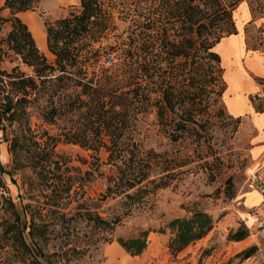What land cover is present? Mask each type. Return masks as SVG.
Listing matches in <instances>:
<instances>
[{"label": "rangeland", "instance_id": "obj_1", "mask_svg": "<svg viewBox=\"0 0 264 264\" xmlns=\"http://www.w3.org/2000/svg\"><path fill=\"white\" fill-rule=\"evenodd\" d=\"M242 1L248 3L253 17L243 29L240 15L245 18L244 6L234 12ZM162 2L104 0L111 10L109 27L95 41L87 42L93 49H89L91 65L86 77H91L93 86L101 87L105 108L111 105L116 113L114 123H120L110 136L102 128L94 132L105 146L63 141L66 130L87 125L86 105L47 123L39 108L31 104L28 126L42 141L48 135L54 137L53 158L60 162L53 180L42 183L30 169L12 168L7 142L0 140L4 195L10 196L19 210L29 203L35 220L43 222V238L33 240L42 250L41 264H104L109 256L117 255V246L124 250L118 238H135L145 230L148 235L159 233L170 220L187 217L195 210L208 212L215 222L203 238L187 248L186 255L178 258V252L172 255L159 246L148 256L129 255L131 264H264V230L244 218L249 208L261 204L253 205L260 198L248 193L247 179L253 173L264 177V151L254 149L256 139L264 138V114L254 119L257 134L249 117L229 115V107L238 105V97L240 112L246 109L247 84L256 88L250 77L252 65L264 70V59L257 52H264V0H238L230 7V18L218 15L207 29H200V36L195 26L185 28L177 16L166 18ZM2 6L0 0V70L10 72L16 67L32 75V68L8 49L11 22L4 19L10 14ZM80 8L79 0H39L18 16L39 51L52 62L46 24ZM258 19L261 24H253ZM235 22L238 35L224 39L226 32L215 30L221 23L229 26ZM34 33L42 35L40 42ZM217 36L224 38L208 48ZM244 44L251 68L242 64ZM210 52H217L221 61ZM254 81L258 91L248 98L254 110L262 112L264 78ZM135 86L138 89L131 92ZM86 132L92 135L88 127ZM136 173L144 178L128 188L126 179ZM1 200L0 264H28L17 259L5 238L1 223L7 214ZM237 229L248 235L240 241L229 240L228 234ZM164 233L172 236L167 228ZM250 247L252 254L242 259Z\"/></svg>", "mask_w": 264, "mask_h": 264}, {"label": "trees", "instance_id": "obj_2", "mask_svg": "<svg viewBox=\"0 0 264 264\" xmlns=\"http://www.w3.org/2000/svg\"><path fill=\"white\" fill-rule=\"evenodd\" d=\"M38 1L3 0L2 8L8 9L10 14V18L4 20L11 22L6 37L8 49L18 56L23 64L31 67L33 74L26 75L16 67L10 72L0 70V140L7 142L12 168L15 171L28 168L43 183L48 179L53 180L55 172L60 168V162L53 158L54 137L48 135L47 140L42 141L40 136L34 134L28 126V108L31 104L39 108V115L47 123H55L63 115L78 112L86 105L88 122L85 128L75 125L74 129H68L63 133V141L82 146H91L92 142L95 147L105 146L94 132H99V128H102L110 136L115 128H119L120 123L118 121L114 123L113 118L116 113L111 105L105 108L106 102L102 99L104 94L101 92V87L93 86L95 84L92 83L91 77H86L87 69L91 65L90 50L93 49V47L88 48L87 42L95 41L109 27L111 10L105 7L104 0H79L81 8L77 13L47 23L46 45L54 56V60L49 62L39 51L26 23L18 16L19 13L34 8ZM237 1L233 0L225 5L223 0H175L174 2L163 0L160 7L166 18L177 16L181 23L185 24V28L192 30L195 26L197 36H200L202 35L200 29L202 27L207 29L208 24L218 15L230 18V7ZM216 29L220 33L226 32L227 35L224 37L236 34L234 23L229 26L221 23L215 27ZM224 37L219 39L217 36L215 42L210 43L208 48L216 47ZM202 41L205 42V39ZM210 55L220 62L217 52H210ZM104 70L106 69L102 68V71ZM137 89L138 87L135 86L130 91ZM87 127L92 133L90 137L86 132ZM3 172L4 168L0 163L1 208L7 214L5 215L7 219L1 223L5 229V238L18 260L28 264H41L42 250L33 240L43 238V222L39 223L35 220L29 203L26 206L22 205L19 210L10 196L4 195L5 187L1 179ZM138 174H132L133 177L126 179L128 188L142 181L144 175ZM160 185L164 183L161 182ZM54 189L55 185L51 188V192H54ZM52 195L51 201L55 202ZM96 218L108 224L100 217ZM214 222L213 217L202 210L192 211L187 217L170 220L165 227L172 234L167 245L170 253L175 255L187 245L204 237L212 229ZM165 228L159 229L158 232L164 233ZM148 233L149 230H145L138 237L128 240L118 238L117 242L129 255H140L146 249ZM247 235V231L237 229L230 232L227 238L240 241ZM252 250L253 247H250L242 253V259L248 258Z\"/></svg>", "mask_w": 264, "mask_h": 264}, {"label": "crops", "instance_id": "obj_3", "mask_svg": "<svg viewBox=\"0 0 264 264\" xmlns=\"http://www.w3.org/2000/svg\"><path fill=\"white\" fill-rule=\"evenodd\" d=\"M244 6V9H245V18H242V14L240 15V18L242 19V23H243V26H242V29L244 28V25L247 24L248 22H250V20H252V14H251V11H250V8L248 6V3L246 1H242L238 4V6L236 7V9L234 10V12L237 11V9L240 7V6ZM253 24H256V25H260L261 24V20L258 19V20H254L253 21ZM235 27H236V34H232V35H238L239 33V29H238V26H237V23L235 22ZM228 37L224 38V39H228ZM219 43V42H218ZM244 55H243V60H242V64H243V67L245 66L246 68V65L248 67H250L247 62H246V52H248V50L246 49L245 47V44H244ZM253 52V51H252ZM255 52V51H254ZM259 52V54H261V56L263 57L264 59V52H261V51H257ZM220 56V55H219ZM252 56V55H249V57ZM220 61H221V56H220ZM251 68V67H250ZM254 73L252 72L250 75L251 77V81L252 83L255 84L256 88H253L252 89V86L251 84H247V89H245L246 91L244 92V95L246 96L247 98V105H246V109L242 112H240V110H242V107L241 105L239 104V97L237 98V100L235 101L238 105L236 104H232V106L229 107V110H230V116L234 117V118H241L243 116H246V117H249L250 120L252 121L253 125L255 126V129H256V134L259 133V129L258 127L254 124V119H256V117L260 116L261 114H264V111L262 112H256L254 110V106H253V103L250 101V99L248 98L249 94H252L253 92L255 91H258V84L254 81V78H264V70L261 69L258 65H252V68ZM241 87V86H240ZM227 89V85H226V88L225 90ZM224 90V91H225ZM230 96H233V94H230ZM264 128V125L262 126ZM262 130V129H260ZM264 130V129H263ZM263 139L264 138H257L256 141H255V144H254V149L256 151H259V152H262L264 151V146H263ZM203 238V237H202ZM168 240H169V236L166 234V233H150L148 235V241H147V246H146V249L142 252V256H144L146 254V256H148L149 254V251L154 249V248H157V247H162V248H168L167 245H168ZM200 240V239H199ZM198 241V240H197ZM192 244V243H191ZM187 245L185 248H183L182 250H180L177 254V257H183L184 255L187 254L188 252V247L191 245ZM117 250H118V253L115 257H112V256H109L108 259L104 262V264H115V263H118V264H131L130 262V259H129V254L122 250L119 246H117Z\"/></svg>", "mask_w": 264, "mask_h": 264}, {"label": "built area", "instance_id": "obj_4", "mask_svg": "<svg viewBox=\"0 0 264 264\" xmlns=\"http://www.w3.org/2000/svg\"><path fill=\"white\" fill-rule=\"evenodd\" d=\"M247 187L262 196L261 204L249 208L247 212L252 216L254 224L264 230V177L257 174L250 175L247 179Z\"/></svg>", "mask_w": 264, "mask_h": 264}, {"label": "bare ground", "instance_id": "obj_5", "mask_svg": "<svg viewBox=\"0 0 264 264\" xmlns=\"http://www.w3.org/2000/svg\"><path fill=\"white\" fill-rule=\"evenodd\" d=\"M34 30V29H33ZM32 31V30H31ZM37 31V30H36ZM35 31V32H36ZM35 34V33H34ZM36 35V41L38 40V42H40V40L42 39V35L40 36H38L37 34H35ZM44 39V38H43ZM253 173V172H252ZM253 174H255V173H253ZM248 193H254L255 195H257L259 198H260V201H259V203H257V204H253V205H259L260 203H261V200H262V196L258 193V192H256V191H254V190H248ZM250 206H252V205H250ZM244 218L247 220V223L249 224V225H253L254 224V221H253V218H252V216L248 213V212H245V215H244Z\"/></svg>", "mask_w": 264, "mask_h": 264}]
</instances>
